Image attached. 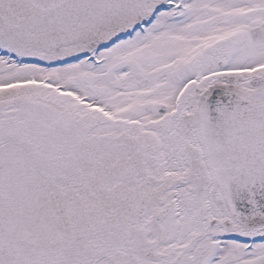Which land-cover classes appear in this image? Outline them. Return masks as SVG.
I'll use <instances>...</instances> for the list:
<instances>
[{"label": "snow or ice", "instance_id": "1", "mask_svg": "<svg viewBox=\"0 0 264 264\" xmlns=\"http://www.w3.org/2000/svg\"><path fill=\"white\" fill-rule=\"evenodd\" d=\"M0 264H264V0H0Z\"/></svg>", "mask_w": 264, "mask_h": 264}]
</instances>
